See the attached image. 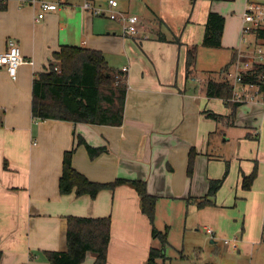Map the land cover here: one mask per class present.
Here are the masks:
<instances>
[{
	"label": "crops",
	"instance_id": "crops-1",
	"mask_svg": "<svg viewBox=\"0 0 264 264\" xmlns=\"http://www.w3.org/2000/svg\"><path fill=\"white\" fill-rule=\"evenodd\" d=\"M40 1L8 0L6 8L0 10V52L8 48L9 39H15L22 54L31 60L18 67L15 78L0 66L1 264H49L45 250L67 248L70 215L111 216L108 264H146L151 246L160 244L152 235L151 221L142 212L140 196L133 186L121 184L95 197L78 195L76 191L60 193L64 151L77 145L78 134L89 144L106 146L107 150L91 157L84 144L77 145L73 165L96 181L145 179L148 191L158 195L155 225L159 229L163 224L160 214L164 221L183 217L186 222L193 210L197 225L206 221L204 227L216 229L211 242L218 243L223 236L237 238L225 243L221 255L228 257L226 262L259 264L254 261L253 250L264 241V91L257 100L239 105L235 126L223 125L227 129H245L238 135L242 151L236 159L241 167L233 175L236 194L244 191L238 202V206L246 202L243 213L231 210L232 216L230 213L227 218L224 216L230 211L226 208L229 199L199 208L194 197L205 195L210 179L216 178L207 175L206 163L217 158L207 153L208 137L218 123L204 110L221 114L231 111L224 99L207 96L208 78L217 75L213 69L222 68L225 60L230 62L235 52L236 61H245L239 51L252 43L264 49V38L251 34L248 42L244 40L243 14L237 18L227 11L230 0H192V5L187 0L182 21L174 27L151 2L135 4L129 0L128 5H123L120 1L123 11L140 17L139 31L129 36L123 34L120 22L86 9L87 0H46L58 3V8L38 18ZM161 1L176 4L175 0ZM212 10L226 17L223 45L205 50V23ZM68 44L99 49L114 68L127 67L128 91L121 125L33 116L34 77L48 70L54 53ZM193 45L198 47V57L194 73L187 78L186 49ZM229 70L236 71V65ZM193 148L196 155L189 173ZM243 154L245 158L240 156ZM256 160L258 176L252 188L246 190L241 186V169L250 173ZM235 215L243 217L242 227L234 225ZM230 223L234 226H228ZM170 226L166 224L168 230ZM236 251L240 257L234 254ZM94 263L95 256L88 253L81 264Z\"/></svg>",
	"mask_w": 264,
	"mask_h": 264
},
{
	"label": "trees",
	"instance_id": "trees-1",
	"mask_svg": "<svg viewBox=\"0 0 264 264\" xmlns=\"http://www.w3.org/2000/svg\"><path fill=\"white\" fill-rule=\"evenodd\" d=\"M8 0H0V10L5 9ZM226 17L219 11H210L205 23L202 44L206 47H222V37ZM257 38H264V27L256 28L253 33ZM160 39L166 37L159 36ZM176 42L181 43L179 39ZM198 57L196 45L186 49V77L192 76ZM48 70L38 72L33 81L32 114L37 119H62L91 124L121 125L124 121L128 81L126 72L111 66L104 53L96 48L77 45H63L54 53ZM237 52L215 76L207 81L208 97L224 99L229 114H221L211 109L204 110L208 118L217 121L218 126L236 125V114L243 102L234 99L235 85L225 75L234 64ZM264 62H254L253 68L242 73V82H257L264 91ZM217 130V129H216ZM210 132V138L213 133ZM84 144L91 157L107 150L106 146H93L81 135H77V145ZM76 145V146H77ZM64 151L62 173L59 179V190L62 194L76 191L78 195L89 194L95 197L104 189L113 191L118 185L129 184L138 192L141 209L152 224V235L159 239L158 246L152 245L146 264H164L167 259L166 249L169 244L168 228L162 230L155 225L156 203L158 195L148 191L147 181L139 178L117 177L110 181H96L73 165L75 147ZM209 146V157H217V151ZM196 151L191 149L188 160V172L192 173ZM5 166L7 163L5 162ZM229 161L222 177L211 178L208 192L194 197L199 208L216 205V194L229 172ZM258 176V161L250 173L241 169V186L251 189ZM192 198V197H190ZM67 248L65 250H45L49 264H81L88 253L95 256L94 264H108V248L111 239V216L70 215L67 218ZM3 251L0 249V264ZM185 256L184 254L181 255Z\"/></svg>",
	"mask_w": 264,
	"mask_h": 264
},
{
	"label": "rangeland",
	"instance_id": "rangeland-1",
	"mask_svg": "<svg viewBox=\"0 0 264 264\" xmlns=\"http://www.w3.org/2000/svg\"><path fill=\"white\" fill-rule=\"evenodd\" d=\"M63 2H66L65 0H62ZM80 2H84L85 0H75ZM96 5L98 4H106L107 0H89ZM123 5H128L129 0H120ZM151 2L153 5H156V11H159V13H164L166 17L170 20V23L172 27L175 25H178L180 23V20L182 21L181 15L184 12V8L186 9L187 5V0H175L176 4L172 6L171 4H166L162 2L161 0H132L135 4L141 3V2ZM192 5V0H189ZM245 1L246 0H230L228 5L231 7L229 10L234 17L239 18L240 16H244V12L246 9L245 6ZM157 3V4H156ZM224 9H228L224 8ZM183 16V20H184ZM255 44L252 43L251 48L255 47ZM257 45V44H256ZM205 50H211L209 47H207ZM230 54L232 52L230 51ZM223 55V54H222ZM246 59V58H245ZM229 60H225L223 62V65L225 66ZM214 64V62H212ZM234 65V64H232ZM231 65V66H232ZM223 66V67H224ZM222 67V68H223ZM219 66L213 70H216L218 74L222 70ZM222 76H226L222 75ZM219 103V101H217ZM207 108H210V106H207ZM217 129V130H216ZM213 137L210 138L208 137V145L214 148V151H217V158L208 161L206 163V172L209 177H219L223 176L225 170H226V162L227 160L229 161V172L226 177L227 181L223 183V185L220 187L218 190L215 200L216 202L218 201H225L229 199L230 204H226V208L228 213L225 212V216L229 218L231 210H234L236 213L244 210V208L247 206L246 202L243 201L240 203L238 206L239 200L242 198L244 191H241L242 194H236L235 192V186L234 185V173L241 167L240 163L237 162L238 158V153L242 151L241 143L240 140L238 139L239 132L245 131L244 128L239 127V128H229L227 129L225 126H217L213 131ZM228 138V139H227ZM257 144L258 142L255 141ZM243 153L245 152V145H244V150ZM242 158H245L246 155H240ZM239 156V158H241ZM208 159V158H207ZM211 173H218V176H213ZM231 176V177H230ZM225 179V180H226ZM239 189H242L241 186L238 187ZM232 199V200H230ZM243 213V211H242ZM232 216V213H231ZM237 220L234 221V225H239L242 227L243 224V217H239V215H235ZM171 222H168V220L163 219L162 214H160V222H161V229L164 230L166 229V224L171 223L172 226L169 229V244L167 247V259L164 264H231L226 262V259L228 257L222 256L221 253L225 251V248L227 244H225L223 238H228V239H234L232 238L233 236H223V238H219L218 243H213L211 242V236L208 234L205 230L204 223L206 221H203L202 225H197V217L194 214V211L191 210V213L188 216V219L186 222L184 221L183 217H181L180 220L177 218H169ZM164 221V222H163ZM168 222V223H167ZM233 225L229 224L228 226ZM233 225V226H234ZM210 226V225H208ZM211 227V226H210ZM214 229V227H212ZM216 229H214L215 231ZM216 237V235H215ZM214 237V238H215ZM256 248V249H255ZM253 252L255 253L253 255L254 261L258 262L259 264H264V241L263 243H259L254 247ZM92 254V252H91ZM184 254L185 256H181ZM237 257H240L241 255L238 254L236 251L234 253ZM251 258V256H249ZM232 264H234L232 262ZM248 264V262L246 263Z\"/></svg>",
	"mask_w": 264,
	"mask_h": 264
},
{
	"label": "built area",
	"instance_id": "built-area-1",
	"mask_svg": "<svg viewBox=\"0 0 264 264\" xmlns=\"http://www.w3.org/2000/svg\"><path fill=\"white\" fill-rule=\"evenodd\" d=\"M41 12L38 18H42L45 12L56 10L58 3L46 0L40 1ZM86 9L92 10L95 14H105L112 20L120 22L122 31L125 36L135 35L139 31L140 17L135 13L125 12L120 7V0H107L106 4H98L87 0L84 3ZM258 27H264V3L254 0H249L243 16L242 31L244 40L248 42V36L253 34ZM239 57H245V61L237 59L234 64L236 71L228 70L226 77L235 85L234 99L245 102L247 100H257L258 96L263 92L260 84L257 82H242V73L248 69L253 68L254 62H264V49L257 44L255 47H248L245 50L239 51ZM31 60L27 59L21 51L19 43L15 39H9L8 48L0 52V66H5L12 77L17 76L18 67L25 62ZM123 71L127 67L122 68ZM261 80L264 81V76L260 75ZM205 230L208 234L215 237V231L212 227L206 226ZM225 243L230 239L224 238ZM234 240H237L234 237Z\"/></svg>",
	"mask_w": 264,
	"mask_h": 264
}]
</instances>
